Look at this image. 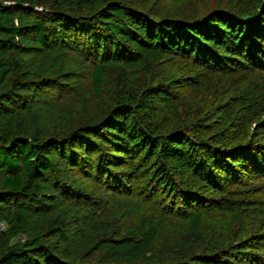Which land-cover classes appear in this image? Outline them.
I'll use <instances>...</instances> for the list:
<instances>
[{
  "label": "trees",
  "instance_id": "1",
  "mask_svg": "<svg viewBox=\"0 0 264 264\" xmlns=\"http://www.w3.org/2000/svg\"><path fill=\"white\" fill-rule=\"evenodd\" d=\"M146 1L0 0V264H108L45 239L65 224L56 216L42 230L43 192H76L55 156L143 196L107 255H145L166 215L186 218L197 239L205 215L235 211L252 217L239 239L146 264H264V0L186 14ZM63 45L91 60L98 116L42 136L28 90L63 80L24 56Z\"/></svg>",
  "mask_w": 264,
  "mask_h": 264
},
{
  "label": "rangeland",
  "instance_id": "2",
  "mask_svg": "<svg viewBox=\"0 0 264 264\" xmlns=\"http://www.w3.org/2000/svg\"><path fill=\"white\" fill-rule=\"evenodd\" d=\"M93 3L98 4L99 0H93ZM146 3L161 8V13L170 11L186 14L204 11L209 6L220 3V0H147ZM24 57L34 58L39 64L43 63L49 70L57 73L58 79L63 80V89L58 90V86L49 85L43 94L28 90L29 107L39 115L37 124L41 127L42 136L60 125H69L80 120L92 122L96 119L98 113L91 92L92 63L80 49L63 45L50 54L42 51L37 55L28 53ZM184 111L185 107H182V112ZM55 158L58 161L56 172L76 192L55 191L50 188L43 192L42 196L46 200L41 219L42 230L46 229L49 219L60 217L65 224L64 236L60 237L51 231L45 239L51 240L74 256L99 259L108 264H146L164 258L187 256L194 251L211 250L239 239L246 233L252 220L244 212L210 213L202 219L200 238L192 239L188 236L189 221L186 218L166 215L145 255L134 258L124 255L112 257L105 253L103 243L112 237H119L129 226L136 223L144 208L143 196L130 184L128 185L131 187L128 186L127 189L119 187L109 190L88 181L76 168L69 166L64 158ZM20 236L24 235L20 234L18 237Z\"/></svg>",
  "mask_w": 264,
  "mask_h": 264
},
{
  "label": "built area",
  "instance_id": "3",
  "mask_svg": "<svg viewBox=\"0 0 264 264\" xmlns=\"http://www.w3.org/2000/svg\"><path fill=\"white\" fill-rule=\"evenodd\" d=\"M0 226L1 227H5L6 225H5V222L3 221V220H0Z\"/></svg>",
  "mask_w": 264,
  "mask_h": 264
}]
</instances>
